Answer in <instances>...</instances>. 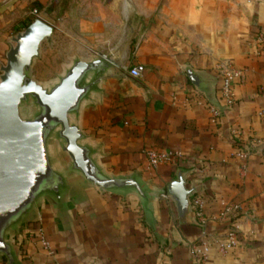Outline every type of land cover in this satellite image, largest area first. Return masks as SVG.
I'll use <instances>...</instances> for the list:
<instances>
[{
  "label": "crops",
  "instance_id": "0c3cea01",
  "mask_svg": "<svg viewBox=\"0 0 264 264\" xmlns=\"http://www.w3.org/2000/svg\"><path fill=\"white\" fill-rule=\"evenodd\" d=\"M54 0H0V65L18 22ZM109 16L100 22L109 34L111 49L126 48L127 30L118 29L121 17L143 20L145 27L134 56L118 62L123 75L109 76L101 96L85 106L81 126L87 142L100 149V163L113 176L138 174L152 187L167 191L177 172L185 169L191 198L192 223L181 224L167 192L154 205L151 223L135 195L116 196L77 181L78 197L58 214L48 202L32 221L13 236L23 264H200L192 248L210 244L207 264H264V55L255 35L264 31V0H105ZM101 7V6H100ZM52 11V13H51ZM151 20V21H149ZM118 43V45H116ZM230 64L246 70L235 85L236 103L220 102L219 67ZM201 77L195 87L186 70ZM138 69L140 77L130 72ZM222 115L211 120L209 107ZM233 129L244 133L252 150L238 158ZM180 154L155 171L147 169L146 151ZM66 161V160H65ZM64 160L62 161L65 162ZM205 207L199 218L195 200ZM238 203V243L228 254L219 252L230 221L216 218L225 204ZM42 230L52 254L36 239ZM0 264H7L5 259Z\"/></svg>",
  "mask_w": 264,
  "mask_h": 264
},
{
  "label": "water",
  "instance_id": "95a60500",
  "mask_svg": "<svg viewBox=\"0 0 264 264\" xmlns=\"http://www.w3.org/2000/svg\"><path fill=\"white\" fill-rule=\"evenodd\" d=\"M54 27L41 18L12 38L6 63L0 65V260L23 264L17 236L48 202L63 214L78 197L77 181L116 196L135 195L149 221L154 205L167 192L175 203L181 224L192 223L186 170L180 169L167 191H160L136 173L109 174L100 163V149L87 142L81 120L84 108L104 92L109 76L123 75L121 66L106 55L75 58L51 85L38 83L32 68L41 57L44 42L53 43ZM189 81L197 88L201 77L191 68ZM67 157L62 163L61 156Z\"/></svg>",
  "mask_w": 264,
  "mask_h": 264
},
{
  "label": "rangeland",
  "instance_id": "374dc122",
  "mask_svg": "<svg viewBox=\"0 0 264 264\" xmlns=\"http://www.w3.org/2000/svg\"><path fill=\"white\" fill-rule=\"evenodd\" d=\"M59 6L60 11L56 14L52 11V15L44 13L41 17L39 14L41 19L53 25L54 35L53 43H43L41 57L32 68L31 74L38 83L45 86L53 84L75 58L89 60L97 55H106L111 59L114 56L118 62H122L134 56L145 29L143 20L123 17L116 19L118 29L127 30V46L113 50L106 29L95 25L101 20V10L102 15L105 13L109 16L111 8L107 7L105 0H54L48 9L55 10ZM35 19L31 16L18 22L16 31L25 30ZM66 159V156H61L62 161Z\"/></svg>",
  "mask_w": 264,
  "mask_h": 264
},
{
  "label": "built area",
  "instance_id": "2783aa9c",
  "mask_svg": "<svg viewBox=\"0 0 264 264\" xmlns=\"http://www.w3.org/2000/svg\"><path fill=\"white\" fill-rule=\"evenodd\" d=\"M31 16L41 18L37 10L31 12ZM255 42L258 45L259 53L264 55V31H259L255 35ZM221 73V87L219 91L220 102L226 107H233L236 103L235 85L238 81H241L246 76V70L234 69L230 64H224L219 67ZM130 74L133 77H140V72L138 69H132ZM211 113V120L214 124H218L221 119V111L211 106L209 107ZM231 135L238 145L239 151L236 156L243 161H246L252 155V150L244 144V133L240 130L233 129ZM147 158V169L149 171H155L159 167L164 165H169L175 163L180 154L176 152L167 151H156L148 150L146 151ZM195 207L197 208V213L199 218H203V210L205 203L201 198L195 200ZM243 208L241 204L230 203L225 204L224 209L216 218L217 221L226 222L230 221L231 226L228 231L225 241L217 242L219 252L223 255L228 254L232 249H234L238 243V225L237 219L242 213ZM36 239L41 243L45 250H48L51 254L50 243L45 235V233L40 230L36 236ZM210 244L207 241H203L199 245H195L192 248V255L200 264H207L209 259Z\"/></svg>",
  "mask_w": 264,
  "mask_h": 264
}]
</instances>
